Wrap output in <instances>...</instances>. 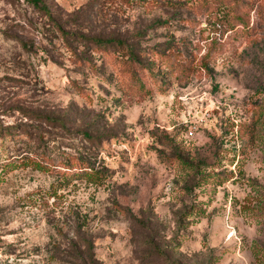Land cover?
Returning <instances> with one entry per match:
<instances>
[{"label": "rangeland", "instance_id": "obj_1", "mask_svg": "<svg viewBox=\"0 0 264 264\" xmlns=\"http://www.w3.org/2000/svg\"><path fill=\"white\" fill-rule=\"evenodd\" d=\"M90 257L264 264V0H0V264Z\"/></svg>", "mask_w": 264, "mask_h": 264}, {"label": "trees", "instance_id": "obj_2", "mask_svg": "<svg viewBox=\"0 0 264 264\" xmlns=\"http://www.w3.org/2000/svg\"><path fill=\"white\" fill-rule=\"evenodd\" d=\"M30 4L34 6H41V0H27ZM97 44L102 45H113V43L118 44L120 42H113L112 40L107 41H101V40H95ZM127 61H130L131 58H125ZM63 176L68 175L67 172L72 174H79L78 176L85 177L89 182L91 183H100L102 179V173L98 170H95L91 168L90 166L86 165L83 166V164H77L76 166H73L72 163L68 162L67 164H64L62 166ZM78 170V171H77ZM90 264H95L92 257L89 258Z\"/></svg>", "mask_w": 264, "mask_h": 264}, {"label": "built area", "instance_id": "obj_3", "mask_svg": "<svg viewBox=\"0 0 264 264\" xmlns=\"http://www.w3.org/2000/svg\"><path fill=\"white\" fill-rule=\"evenodd\" d=\"M193 135V127H189V129H188V132H187V138H189L190 136H192Z\"/></svg>", "mask_w": 264, "mask_h": 264}]
</instances>
